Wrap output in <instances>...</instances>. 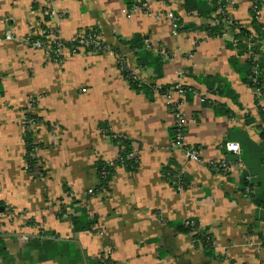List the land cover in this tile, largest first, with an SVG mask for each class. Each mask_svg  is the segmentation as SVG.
Wrapping results in <instances>:
<instances>
[{
  "label": "crops",
  "instance_id": "1",
  "mask_svg": "<svg viewBox=\"0 0 264 264\" xmlns=\"http://www.w3.org/2000/svg\"><path fill=\"white\" fill-rule=\"evenodd\" d=\"M146 1L147 11L127 14L124 0H53L49 6L58 16L43 21V0L35 7L33 0H0V39L7 31L12 36L0 42V201L25 211L53 235L39 237L38 231L22 227L26 235H20L29 239L20 257H0V264H67L55 251L40 259L38 250L28 247L33 238L72 243L74 259L82 264H91L108 249L115 264H264L259 237L264 233V210L240 191L244 164L231 160L233 171L227 174L208 165L223 155L225 142L238 144L242 152L245 136L259 143V131L264 128L254 90L229 65L236 54L227 46L231 36L209 38L200 29L178 31L169 13L181 24L199 27L207 21L186 13L180 0ZM249 5V0H234L226 5V13L249 28ZM259 21L264 26V0ZM42 25L57 31L62 41L96 27L102 41L119 49L144 84H177L188 92L168 98L154 91L150 100L143 92L133 91L120 74L118 56L109 49L95 56L65 52L58 64L44 47L34 48L28 42ZM135 35L145 37L154 50L169 52L160 77L152 66H140L132 51L121 44V39ZM207 76L226 79L241 106L217 94L216 87L209 89ZM34 98L33 113L55 124L52 140L45 125L33 132L42 144L37 150L44 152L45 178H33L24 170L22 118ZM204 99L225 105L232 115L217 116ZM171 103L185 116V142L201 148L199 161L188 160L171 145L175 120ZM245 115L252 121L246 122ZM101 122L108 129L101 130ZM109 132L131 140L138 168L128 172L116 167L106 190L88 197L86 190L96 183L95 161L110 162L118 155ZM179 170L190 182L186 189H176L171 180V173ZM63 184L79 204L60 219L58 198L71 202ZM81 207L98 218L96 231L72 230L69 217ZM187 219L212 235L213 257L194 245L191 234L178 231L179 223Z\"/></svg>",
  "mask_w": 264,
  "mask_h": 264
},
{
  "label": "trees",
  "instance_id": "2",
  "mask_svg": "<svg viewBox=\"0 0 264 264\" xmlns=\"http://www.w3.org/2000/svg\"><path fill=\"white\" fill-rule=\"evenodd\" d=\"M182 2V7L186 13L195 14L199 18H203L205 24H202L199 27H196L193 24H181L179 19L173 13V22L175 24V28L178 31H193L200 29L202 30L205 35L209 38L214 37H221L224 34L229 33L231 36V40L227 43V46L235 49L236 54L231 56L229 59V65L234 69L240 80L246 84L247 86L251 87L255 90L257 87L262 88V98H264V26L262 22L259 21L257 15L255 14V9L253 7H249V14L251 16L250 27H244L239 24L237 21L229 17L226 13L225 9H222V12H217L218 8L223 5V3H217L216 0H180ZM126 3V10H130L132 6L136 3L135 0H124ZM251 4L255 5L256 9L262 8L263 0H250ZM37 3L33 2L34 7ZM49 19L47 16L44 17L43 21ZM42 29L47 31V27L42 25ZM82 33L89 34L93 33L95 35L100 34V30L96 27H91L84 29L78 33H76V37L80 36ZM45 33L42 36H36L32 38V42L39 39L42 43L46 42L47 38ZM78 38V37H77ZM145 37L142 35H135L130 40H122L121 44L125 45L128 49L132 51L134 56L137 58V61L140 66L145 67V65L152 66L154 71H156V76H161V69L163 62L168 59L169 56L163 58V55L160 49L154 50L152 46L145 42ZM246 40L248 41L249 45H247ZM31 42V43H32ZM30 44V43H29ZM73 44V43H71ZM69 42L65 43V47L67 50L72 54L73 50H76V53H88L91 48L84 47L82 50H78L75 47L79 45V43H75L71 45ZM102 44V42H101ZM31 45V44H30ZM149 45V46H147ZM52 52L50 53V59L56 63H62L63 60H60L57 54L54 53V45H52ZM74 46V48H72ZM105 45H101L103 48ZM109 50H111L115 55L118 56V69L120 70V74L129 84L130 88L139 93L143 92L145 95H148L150 100L153 99V93L157 92L160 95H167L171 90L177 86V84L172 85H162L159 87H155V85H145L140 82L138 78H134L130 69L125 65L119 62L120 59H124L123 56L120 55V51L118 48L114 46H107ZM102 49H100L101 51ZM72 52V53H71ZM167 52V51H166ZM247 52H250L248 54ZM246 56L243 62H240V57ZM256 66L259 70V74L255 76L252 73L253 67ZM129 75V77H128ZM255 76V81L253 82L252 79ZM203 79V78H202ZM204 81L208 82L209 89L212 87H216L217 94L219 95H227L233 101V103L237 106H241L240 103L237 101V95L230 89L228 82L226 79L220 76H207L204 78ZM155 88V89H154ZM180 88L184 91V96L188 92V88L185 86H180ZM1 91V89H0ZM256 95V94H255ZM257 97V96H256ZM204 104L208 103L212 105L214 112L217 116L222 115H232V111L227 108L225 105L217 104L209 102L208 100H203ZM263 103L264 100H261ZM257 103V102H256ZM257 112L261 120L264 122V111L261 105L256 104ZM170 110L172 111L171 105H169ZM27 119L29 116H25ZM34 117V116H32ZM36 120H40V117H34ZM246 122L252 121V118L245 115ZM106 122H101L99 127L101 130L108 129L105 127ZM27 124L24 126L23 131V140L25 145V154H24V162L26 164L25 170L28 174L32 175L33 178H36L32 171L34 165L39 162V159L35 156V150L42 146V144H34L33 142V133L26 129ZM110 141L113 145L118 148V155L117 157L110 161H104L97 159L94 163L95 169V177L96 183L92 188L94 193H98L99 191L106 190L108 187V183L112 180V177L115 174L116 167H121L128 172H135L138 168L139 159L138 156L135 154L131 140L124 137L123 135H117L115 133L109 132L108 135ZM259 138L260 142L255 143L247 136H245L242 142V152L240 155H235L233 158L229 156L232 153L227 154V160L234 161V162H241L244 164L245 168L240 173V191L248 195L251 202L258 208L264 210V128H260L259 131ZM174 137V127H172V138ZM224 152V151H223ZM133 154V156H130ZM210 166V165H209ZM212 166H210L211 168ZM212 170L218 173L216 168L212 167ZM174 173H171V180L174 184V187L177 188L176 180L173 178ZM46 172L42 171L41 176H45ZM182 186L181 189H186L190 185V182L185 176L181 179ZM63 192L69 193L70 189L66 186V184L62 185ZM58 210L56 212V216L58 218H62L64 214H66L65 204L63 202V198H58L57 201ZM70 205L79 204V201L71 197ZM0 205L4 206L2 202ZM72 207V206H71ZM78 214L70 215L69 220L71 223L72 230L74 232H83V231H96L98 225V218L94 215H91L86 207H81V209L77 210ZM187 219L178 225V231L191 234L192 239L194 241V245L196 247L201 246L204 251V254L209 257L214 256V245H213V237L207 231V229H202L199 227L198 222L193 220L194 225L188 226L186 225ZM32 225V222L28 223ZM95 229V230H94ZM51 235L50 232H45L40 230L39 237L46 235ZM53 236V235H51ZM260 240L262 245H264V233L259 234ZM30 246V247H29ZM28 247L30 249H37L40 255V259H45V254L51 251L58 252L59 256L63 258V260L67 264H82L77 263L74 259L75 252H74V245L72 243H67L64 241H54L51 238L44 239V238H33L28 241ZM103 252V251H102ZM99 254V256L91 261V264H108V260H103V253ZM0 257L8 258V251L6 249V243L0 238ZM115 264V262H114Z\"/></svg>",
  "mask_w": 264,
  "mask_h": 264
},
{
  "label": "built area",
  "instance_id": "3",
  "mask_svg": "<svg viewBox=\"0 0 264 264\" xmlns=\"http://www.w3.org/2000/svg\"><path fill=\"white\" fill-rule=\"evenodd\" d=\"M44 1V6L41 7V11L43 12L42 17L47 16L48 18L50 17H56L58 16V13L49 6V3H51L53 0H43ZM33 2L37 3V0H33ZM217 3H223V5L221 7L218 8L217 12H222V9H225L227 4H233L234 0H216ZM250 7H253L255 9V14L257 15L258 19H260L261 17V9H256L255 5H253V3L251 4ZM145 10L147 11V1L146 0H138L136 1V3L132 6V8L130 10H126L127 14H130L131 12L135 11V10ZM226 10V9H225ZM168 17L173 19V15L172 13L168 14ZM42 29V28H41ZM45 33H47L45 36L47 38L46 42L42 43L39 39H37L36 41L32 42V38L36 37L37 34L33 37L28 38V42L31 44L32 47L34 48H41L44 47L46 49V51L48 53L52 52V45H54V53L58 55V57L60 58V56L64 55L65 52L70 53L67 48L65 47V41H62L59 36L57 31H55L54 29H49L47 27V31L45 30H40V32L38 33V36H42ZM78 37V38H77ZM74 35L69 42L70 44L73 43H79L78 46H76L75 48L78 49L79 51L84 49V47H90L89 45H93L95 47L94 50H100L102 49L101 47V39L100 36L98 37L97 35L93 34V33H89V34H84L82 33L80 36ZM12 36L9 33H6L3 40H11ZM1 41V40H0ZM32 42V43H31ZM246 42H248L246 40ZM71 44V45H73ZM249 45V43L247 44ZM149 46V45H147ZM72 48H74V46H72ZM91 48V47H90ZM92 49V48H91ZM162 55H164V50L160 49ZM73 52V53H72ZM71 53L77 54L76 50H73ZM248 54H250V52H247ZM119 59V58H118ZM61 60V59H60ZM252 73L257 76L259 74V70L257 69L256 66L253 67ZM255 76L252 79L253 82L255 81ZM129 77V75H128ZM134 77V76H133ZM135 78V77H134ZM1 79V78H0ZM255 94L257 97H261V100H264V98H262V88L257 87L254 90ZM177 93L180 96L184 95V91L180 88V85H177L174 90H171L166 96L169 98L171 94ZM171 109H172V113L174 115V137L172 138L171 141V145L175 148H178L179 150H181L184 154V156L188 159V160H194V161H199L201 158V148L198 145H190L187 144L185 142V131H186V119L184 114L179 110L178 105L171 103ZM259 105H261L264 109V102L262 103L261 101H259ZM264 111V110H263ZM224 153L221 156L220 159L217 160V162H211L210 166H213L214 168H216V170L222 174H227L229 172V170L232 169V167H234L233 163H231L229 160H227V154L228 153H233L234 155H240L241 153V149L239 147L238 144L235 143H230V142H226V144L224 145ZM130 156H133V154H131ZM184 172L182 170H179L177 172H175V174L173 175V178L176 180V184L178 185L177 188L181 189L182 186V178L184 177ZM93 189L89 190V194H92ZM186 225L188 226H193V220H188L186 221ZM103 260H108V264H114L113 259L111 258V251L110 249L103 251Z\"/></svg>",
  "mask_w": 264,
  "mask_h": 264
},
{
  "label": "rangeland",
  "instance_id": "4",
  "mask_svg": "<svg viewBox=\"0 0 264 264\" xmlns=\"http://www.w3.org/2000/svg\"><path fill=\"white\" fill-rule=\"evenodd\" d=\"M37 4H38V0H37ZM249 6H251V2H250V5ZM40 10H41V8H40ZM41 14H43L42 11H41ZM42 20H44V17H42ZM41 28H42V26H40V28L38 29V31L36 33L37 36H38V33L40 32V30H42ZM6 33H9L11 35L10 31H7ZM226 34H228V33L226 32ZM101 35L102 34L100 33L97 36L98 37L100 36V39H101ZM0 40L3 41V38L0 39ZM68 41H70V40H68ZM65 42H67V41H65ZM101 42H102L103 45H105L102 48L101 51L100 50H94L95 47L93 45H89L92 49L88 53H86V54L87 55H91V56L92 55L93 56L100 55L106 49H109L107 47L108 44H106L104 41H102V39H101ZM246 43L248 44V42H246ZM48 54L50 56V53H48ZM70 55H72V54H70ZM166 56H169V52L168 51L166 52V50H164L163 58H165ZM60 57H61V60H63L65 58L64 55L63 56L61 55ZM119 62L121 63V65L122 64H125L128 67L125 58L124 59H120ZM128 68L132 72L133 76L136 77V78H138L137 73L132 68H130V67H128ZM138 79L140 80V82L142 84H144V82L140 78H138ZM156 94H158V93H156ZM259 101H261V97H256V99L254 101L255 105L258 104ZM29 105L27 107L28 109L26 108V111H25L24 116L22 118V127H23V129H24V126L27 124V128L26 129L29 130V131H31L32 133L33 132L36 133L41 128L43 129L44 128V125H45L46 126V129L48 130V133H49L48 135L50 136V140L54 139V133L53 132L55 130V128H54V125L55 124L54 123L52 124V123L44 122L41 118H40L39 121L36 120V118H34V117H38V115H36V114L33 113V109H32L36 105V98H34V100L32 99V101H31V103ZM25 116H29V118L27 119ZM32 116H34V117H32ZM248 117H251V116L248 115ZM32 138H33L34 144H39L40 143V142H38V140L36 139V137L34 136V134H33V137ZM225 144H226V142H225ZM41 153H44V152H41L39 150H37V151L35 150V156L39 159V162H37L34 165V167L32 168V171H33V173L35 175H37V177H43V178H45L47 176V173H46L45 176H41L42 171L47 172V170L43 166L44 165V162L42 161V157H41L42 154ZM233 163L235 164L236 162H233ZM25 167H26V164L24 162V170H25ZM232 171H233V167H232L231 170H229V172H232ZM218 173H220V172H218ZM63 183H65V182H63ZM90 189H92V188H90ZM90 189L86 190V196H88V197L89 196H93L94 197L95 193H94L93 190H92L93 193L92 194H89V190ZM65 197L66 198H71L73 196H72L71 192H69V193H65ZM63 200H64V198H63ZM0 202H2V201H0ZM2 203H4V202H2ZM69 203L68 204H65V210H66V212H68L70 210V207L71 206L73 208H76V206L69 205ZM29 222H32V225H29L28 224ZM29 226H31V227H29ZM22 227L23 228L24 227L25 228H28L29 230L38 231V233L40 232V230H43L39 223L35 222V220L33 218L31 219L30 216H28V215L25 214V211L13 210L12 207H10L8 205H5V204H4V206L0 205V238L6 243V249L8 251V259H9V257H11L12 259H14V257H20L21 247H23V245L29 239L28 237H25V236H21L20 235V234H25L26 235V233H21V232H24V231H21V228ZM28 232H30V231H28ZM28 235L30 236L31 234H28ZM199 247H201V246H199ZM2 259H4V258H2Z\"/></svg>",
  "mask_w": 264,
  "mask_h": 264
}]
</instances>
